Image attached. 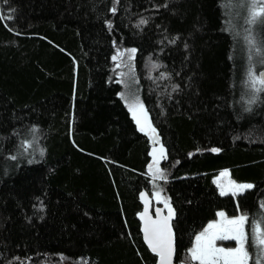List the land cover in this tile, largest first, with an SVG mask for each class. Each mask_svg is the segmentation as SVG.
Wrapping results in <instances>:
<instances>
[{
	"label": "trees",
	"instance_id": "16d2710c",
	"mask_svg": "<svg viewBox=\"0 0 264 264\" xmlns=\"http://www.w3.org/2000/svg\"><path fill=\"white\" fill-rule=\"evenodd\" d=\"M252 3L0 0V264H158L139 215L154 184L176 209L177 264L220 210L248 215L257 264L264 93L249 107L247 52L262 45L258 32L248 39ZM125 50L167 179L153 178L152 138L119 95L112 57ZM225 168L254 187L221 195Z\"/></svg>",
	"mask_w": 264,
	"mask_h": 264
},
{
	"label": "snow or ice",
	"instance_id": "6c2138e0",
	"mask_svg": "<svg viewBox=\"0 0 264 264\" xmlns=\"http://www.w3.org/2000/svg\"><path fill=\"white\" fill-rule=\"evenodd\" d=\"M111 11L116 12V8L112 7ZM146 23L147 21H142ZM249 22L253 25L252 32L248 39L251 44L257 43L255 33L258 32L260 42L264 45V0H253L251 5V17ZM111 25V21H107ZM128 51V50H125ZM136 48L130 50L135 53ZM264 55V46L257 49ZM123 53L113 56V60L121 59ZM131 59V57H129ZM121 64L123 60L121 59ZM249 78L251 86L254 89L251 98L248 101L249 107L259 101L261 96L258 94L264 93V72H259L249 69ZM119 95L124 96L123 92ZM139 126L141 132H145L152 138L153 149L151 152L152 162L148 165L153 178L163 177L167 179L164 169L160 167V162L166 156V149L162 143L159 142V134L152 121L149 119V114L145 108L144 103L138 98L126 101ZM33 127H36L35 125ZM28 144V141H24ZM158 145V147H157ZM220 148H213V152H219ZM227 177V179H222ZM217 184L221 195L231 193L236 196L238 193L244 192L246 189H252L254 185L250 182H238L228 175V170L225 169L220 177H217ZM157 201L161 200V190L155 192ZM141 199L144 200V211L139 213L143 220V235L148 247L152 253L158 257V264H174V257L177 256V231L178 220L176 217V209L170 203V197H163L164 208L156 207L155 215L149 212L150 200L146 194L141 193ZM239 206V203H238ZM264 207V205H261ZM164 209H167L165 212ZM219 219L209 220L207 226L195 234L194 242L191 247L187 249L190 254L186 261H181V264H249L252 253L249 250L250 236L246 229L249 222L248 215L241 213L239 215H229L224 210L216 213ZM253 232L252 239L260 246L261 251L264 252V222L252 221ZM233 240L234 247H225L218 244L220 240ZM257 264H264V256L257 258Z\"/></svg>",
	"mask_w": 264,
	"mask_h": 264
},
{
	"label": "rangeland",
	"instance_id": "374dc122",
	"mask_svg": "<svg viewBox=\"0 0 264 264\" xmlns=\"http://www.w3.org/2000/svg\"><path fill=\"white\" fill-rule=\"evenodd\" d=\"M250 16H251V13H250ZM252 28H253V25H252ZM252 47V46H251ZM260 47H262V45L261 46H259V48ZM254 49V48H253ZM123 53V56L121 57V59L123 60V64H121V59H117L116 60V66H117V68H118V70H119V72H118V74L121 76V82H122V86H123V93L125 94L124 96H123V99H124V101H125V103L127 104V106H128V108H129V104H128V102H126V101H129V100H132V99H134V98H136V97H138L139 99H140V96H139V93H138V90H137V88H136V82H135V80L132 78L133 77V70H132V64H131V61H130V59H129V57L131 56L130 54V52H128V51H119L118 52V54L117 55H119L120 53ZM248 54V60H249V62L251 63V65H250V67L248 68V71L246 72V82H247V84H248V86L250 87L249 89H253L252 88V86H251V80H250V78H249V69L251 68L252 70H255V71H257V73H259L263 68H264V55H262V53L260 52L259 53V57L258 58H254L255 56H254V51L253 50H249L248 52H247ZM263 67V68H262ZM154 68V67H153ZM254 90V89H253ZM141 100V99H140ZM142 101V100H141ZM129 110H130V108H129ZM131 111V110H130ZM132 113V112H131ZM158 147V146H157ZM225 169H227V168H225ZM225 169H222L220 172H219V174L214 178V181H215V183H216V185H217V187H218V189H219V186H218V184H217V177H220V174L225 170ZM228 170V175L232 178V176H231V173H230V170L229 169H227ZM222 179H227V177H224V178H222ZM233 179V178H232ZM153 190H152V192L151 193H145L146 194V196L149 198V200H150V206H149V212H150V214H152L153 216L155 215V213H154V210H155V208L156 207H160V208H164V204H163V202H162V200H163V197H165V196H167V197H169L166 193H164V191H163V188L162 187H160V185H158V184H154L153 185V188H152ZM157 190H161V200L160 201H157V199H156V197H155V192L157 191ZM247 190V189H246ZM245 190V191H246ZM220 192V191H219ZM229 194H231V193H229ZM239 194V193H238ZM170 203H171V201H170ZM165 210V212L167 211V209H164ZM144 211V210H143ZM225 211V210H224ZM226 212V211H225ZM228 214V213H227ZM239 214H241V212L239 213ZM239 214H237V215H239ZM215 219H219V217L217 216ZM144 222H143V220H142V224H143ZM206 226H207V224H206ZM206 226H204V227H206ZM203 227V228H204ZM203 228L200 230V231H202L203 230ZM195 239V238H194ZM193 242H194V240H193ZM217 243L218 244H221V245H223V246H225V247H234L235 246V242L233 241V240H231V239H229V240H220V241H217ZM190 255V254H189ZM188 258V257H187ZM187 260V259H186ZM186 260H183V261H186ZM179 264H181V262L179 263ZM249 264H250V262H249Z\"/></svg>",
	"mask_w": 264,
	"mask_h": 264
},
{
	"label": "water",
	"instance_id": "95a60500",
	"mask_svg": "<svg viewBox=\"0 0 264 264\" xmlns=\"http://www.w3.org/2000/svg\"><path fill=\"white\" fill-rule=\"evenodd\" d=\"M260 72H264V69H263V70H261ZM174 264H177V263L175 262V259H174Z\"/></svg>",
	"mask_w": 264,
	"mask_h": 264
},
{
	"label": "flooded vegetation",
	"instance_id": "af4514ba",
	"mask_svg": "<svg viewBox=\"0 0 264 264\" xmlns=\"http://www.w3.org/2000/svg\"><path fill=\"white\" fill-rule=\"evenodd\" d=\"M154 213H155V210H154ZM143 225V224H142Z\"/></svg>",
	"mask_w": 264,
	"mask_h": 264
}]
</instances>
